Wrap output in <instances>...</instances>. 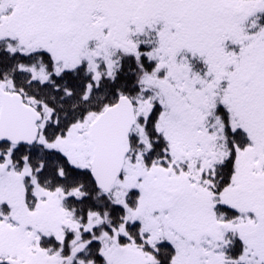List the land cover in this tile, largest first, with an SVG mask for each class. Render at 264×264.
I'll return each mask as SVG.
<instances>
[{"label": "snow or ice", "instance_id": "6c2138e0", "mask_svg": "<svg viewBox=\"0 0 264 264\" xmlns=\"http://www.w3.org/2000/svg\"><path fill=\"white\" fill-rule=\"evenodd\" d=\"M0 264H264V0H0Z\"/></svg>", "mask_w": 264, "mask_h": 264}]
</instances>
